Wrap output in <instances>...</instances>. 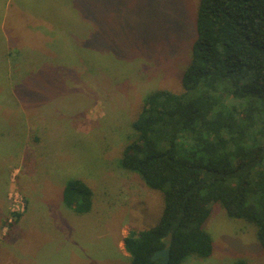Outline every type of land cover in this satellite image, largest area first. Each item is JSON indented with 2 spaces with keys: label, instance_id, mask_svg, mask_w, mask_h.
<instances>
[{
  "label": "rangeland",
  "instance_id": "1",
  "mask_svg": "<svg viewBox=\"0 0 264 264\" xmlns=\"http://www.w3.org/2000/svg\"><path fill=\"white\" fill-rule=\"evenodd\" d=\"M199 4L0 0V264H130L125 235L156 226L164 197L121 167L123 144L149 93L182 91ZM74 178L88 214L62 200ZM204 228L212 256L182 264H264L255 223L217 203Z\"/></svg>",
  "mask_w": 264,
  "mask_h": 264
},
{
  "label": "trees",
  "instance_id": "2",
  "mask_svg": "<svg viewBox=\"0 0 264 264\" xmlns=\"http://www.w3.org/2000/svg\"><path fill=\"white\" fill-rule=\"evenodd\" d=\"M181 84V92L145 97L123 144L121 167L164 197L159 223L124 237L130 264H160L153 256L166 248L169 264L212 256L204 225L217 203L255 223L264 248V0H200ZM62 192L74 213L92 211L93 191L82 179Z\"/></svg>",
  "mask_w": 264,
  "mask_h": 264
},
{
  "label": "water",
  "instance_id": "3",
  "mask_svg": "<svg viewBox=\"0 0 264 264\" xmlns=\"http://www.w3.org/2000/svg\"><path fill=\"white\" fill-rule=\"evenodd\" d=\"M158 259H161L160 264H169L171 259L170 249L166 248L157 251L156 254L153 256V260L156 261Z\"/></svg>",
  "mask_w": 264,
  "mask_h": 264
},
{
  "label": "crops",
  "instance_id": "4",
  "mask_svg": "<svg viewBox=\"0 0 264 264\" xmlns=\"http://www.w3.org/2000/svg\"><path fill=\"white\" fill-rule=\"evenodd\" d=\"M126 235H127V234H126ZM126 235H125V236H126ZM127 255H128V257H129V254H128V253H127Z\"/></svg>",
  "mask_w": 264,
  "mask_h": 264
},
{
  "label": "bare ground",
  "instance_id": "5",
  "mask_svg": "<svg viewBox=\"0 0 264 264\" xmlns=\"http://www.w3.org/2000/svg\"><path fill=\"white\" fill-rule=\"evenodd\" d=\"M16 213V212H15ZM22 214V213H21ZM14 226V225H13Z\"/></svg>",
  "mask_w": 264,
  "mask_h": 264
}]
</instances>
